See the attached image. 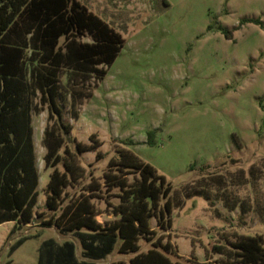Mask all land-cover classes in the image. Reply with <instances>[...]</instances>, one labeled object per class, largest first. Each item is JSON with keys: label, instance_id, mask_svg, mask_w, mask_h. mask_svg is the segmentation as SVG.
I'll list each match as a JSON object with an SVG mask.
<instances>
[{"label": "rangeland", "instance_id": "1", "mask_svg": "<svg viewBox=\"0 0 264 264\" xmlns=\"http://www.w3.org/2000/svg\"><path fill=\"white\" fill-rule=\"evenodd\" d=\"M80 1L126 42L104 79L92 76L85 84L92 97L76 106L78 117L72 114L68 72L61 76L60 104L71 135L86 144L102 142L78 155L84 175L65 189L63 204L94 184L97 219L116 218L111 210L120 202V187L107 185L104 174L115 170L109 160L117 150L129 148L172 185V227L160 229L155 217L150 223L154 240L171 241L168 255L174 261L217 260L221 255L212 247L225 236L264 237V27L240 25L250 17L264 22V0ZM222 26L232 30V38ZM82 39L92 41L89 35ZM55 121L47 106L32 112L38 203L32 222L0 224V264H38L39 248L49 238L74 241L78 259L92 261L83 256L76 233L43 223L52 214L46 188L53 170L45 165L44 138ZM151 130L154 145L147 143ZM69 146L75 149V143ZM137 176L131 172L128 181ZM22 237L28 239L11 253ZM119 243L106 258L93 261L131 264L136 253H121ZM139 243L140 251L153 247L143 237Z\"/></svg>", "mask_w": 264, "mask_h": 264}, {"label": "trees", "instance_id": "2", "mask_svg": "<svg viewBox=\"0 0 264 264\" xmlns=\"http://www.w3.org/2000/svg\"><path fill=\"white\" fill-rule=\"evenodd\" d=\"M247 22L264 27L260 18L252 17L243 18L240 25ZM221 29L227 38L233 37L231 29ZM86 35L92 41L83 40ZM125 42L120 32L80 0H0V224L20 226L34 220L40 175L32 112L47 106L56 126L45 130V165L53 170L46 188V204L52 214L43 223L76 233L83 256L92 261L78 259L74 241L57 243L49 238L39 248L38 264H96L93 260L106 258L118 242L121 253H136L131 264H264V237L259 234L225 236L223 243L212 247L221 255L217 260L174 261L168 255L173 252L171 241L154 240L150 223L155 217L160 229L172 227V185L129 148L117 150V156L109 160V168L115 170L104 174L107 185L120 187V202L112 204L111 210L116 218L97 219L100 212L93 201L98 197L94 184L63 204L65 189L84 175L78 155L95 150L102 142L86 144L71 135L72 126L63 120L60 104L64 97L61 76L68 72L72 114L78 117L76 106L92 97L85 84L92 76L104 79ZM37 97L39 101H35ZM155 134V130L149 131L148 144L156 143ZM69 143H75V149ZM97 157L104 155L98 152ZM131 172L138 175L132 183L128 181ZM141 237L152 241L153 247L140 251ZM27 239L19 238L10 252Z\"/></svg>", "mask_w": 264, "mask_h": 264}]
</instances>
